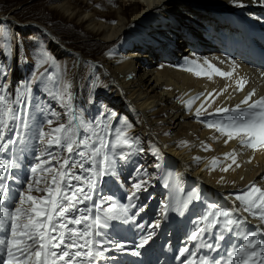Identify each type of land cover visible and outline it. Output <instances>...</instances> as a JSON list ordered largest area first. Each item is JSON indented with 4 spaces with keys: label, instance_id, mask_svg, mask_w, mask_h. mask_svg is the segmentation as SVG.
Listing matches in <instances>:
<instances>
[{
    "label": "bare ground",
    "instance_id": "obj_1",
    "mask_svg": "<svg viewBox=\"0 0 264 264\" xmlns=\"http://www.w3.org/2000/svg\"><path fill=\"white\" fill-rule=\"evenodd\" d=\"M48 2L51 10L83 28L85 38L92 37L94 41L91 42L100 48L96 57L86 56L82 51L70 48L66 41L47 28L33 24L35 22H19L14 10L9 14L0 13V26L3 25L8 37L15 35L18 38L19 32H30L35 25L47 34L48 47L55 56L71 57V71L66 76V84L70 87L65 90L62 103H55L57 108L52 113H56L58 119L52 116V120L57 125L66 124L74 114L84 122L79 129V135L83 136L88 134L85 130L88 124L95 125L99 121L102 126L109 123L108 115L115 113L107 129L97 128L101 136L105 131L110 132L105 137L109 155L114 153L118 163L127 161L130 165L133 154L142 157L128 184L119 177L105 176L100 181L94 202L99 203L100 196H112L118 204H128L126 195L134 191L132 186L144 181L133 198L135 207L130 208L129 214L137 213L141 207L144 211L136 215L135 223L110 222L105 231L124 248L119 250L104 244L107 251L96 264H188L189 261L199 264L203 256L226 264L227 253L239 246L244 235L260 224L258 219L243 212L236 197L253 183L264 189V150L243 147L238 139L228 140L207 125L216 121L227 123L234 113L216 112L215 109H234L253 89L256 93L253 100L264 96V0H241L244 7L236 6L233 0ZM21 58L22 50L11 49L6 58L7 73L0 81L7 85L8 102L17 115L20 107L28 104L24 95L16 103L17 91L22 92L27 83V70ZM205 60L224 72L235 69L233 77L219 76L204 63ZM86 62L91 65H85ZM84 66L85 75L81 78ZM197 72L202 74L197 75ZM206 73H211V77ZM240 77L247 81L243 91L238 90L235 82ZM189 100H193L191 108L187 105ZM241 107L246 108L242 104ZM197 109H201L199 117L196 116ZM130 110L134 113L127 117ZM120 121H127L125 133L133 142L132 148L115 139V129L122 130L118 126ZM14 122L9 121L6 139L14 137ZM28 130L32 140L22 143L17 157L15 145L0 151V160L16 161V166L9 169L8 178L3 180L8 192L14 196H18L33 179L31 166L38 162L35 157L39 150L46 147L39 142L38 135L30 128ZM148 143L155 145L156 154L149 153ZM48 150L57 157L51 161L54 168H58V161L69 157L66 150L56 146ZM233 150L236 164L225 158V154ZM214 159L217 160L215 166L212 165ZM229 164L232 167L222 171ZM73 171L88 175L78 168ZM157 174L158 180L153 178ZM150 187L157 190L158 195L150 192ZM192 192H197L199 199L189 202L181 215L175 209ZM33 195L45 193L34 191ZM5 202L7 206L18 201L5 197ZM78 206L93 208L92 215H95L92 202L85 201ZM108 206L103 205L104 208ZM217 210L230 211L233 218H240L243 221L241 228L228 232L222 224L206 227L201 218ZM220 220L222 222L223 217ZM140 224L143 229L137 227ZM200 228L206 230L197 240H191V234ZM149 233L152 235L147 243L138 247L140 240ZM221 234L223 240L219 239ZM9 235L10 221H5L0 225V239ZM208 243L218 246V251L206 248ZM185 247L189 251L181 256L180 250ZM134 251L140 254L132 255ZM4 253L5 247L0 245V256Z\"/></svg>",
    "mask_w": 264,
    "mask_h": 264
},
{
    "label": "snow or ice",
    "instance_id": "obj_2",
    "mask_svg": "<svg viewBox=\"0 0 264 264\" xmlns=\"http://www.w3.org/2000/svg\"><path fill=\"white\" fill-rule=\"evenodd\" d=\"M233 3L238 7L245 6L241 0H233ZM44 55L43 62L47 63L50 58L47 57V54ZM204 63L219 76L229 79L233 77L235 69L224 72L207 60ZM196 74L201 75L202 73L197 72ZM206 74L211 77V73ZM4 75L6 73L0 69V77ZM235 82L238 90L243 91L247 81L240 77ZM68 87L70 85H64L65 90ZM6 88V84L0 83V151H4L9 145L16 144V140L6 139V132L9 121L20 118L8 102ZM31 91L30 83L24 85L22 92L17 91L16 103H19L21 95L28 96ZM255 94L253 89L241 101V104L246 108H242L241 104H238L234 109L227 107L215 109L216 112H233L234 115L227 123L223 121L209 122L207 126L215 128L228 140L238 139L243 147L255 151L264 150V96L253 100ZM64 98L61 96L62 101ZM70 98L68 95L69 100ZM192 103L193 100L187 102L189 108ZM65 107L68 105L66 104ZM69 111L71 113V109ZM52 115L57 116L58 119L56 113H52ZM115 115V113L108 115L109 123ZM200 115L201 109H197L196 116ZM74 120L77 121L76 124L73 123ZM109 123H104L102 126L99 121L95 122V125L88 124L85 129L88 134L80 136L79 129L84 125V122L71 114L66 124L59 123L55 128L50 127L49 131L41 128L37 139L46 147L39 150V155L35 157L38 162L31 166L30 173L33 179L27 183L25 189L19 191L18 196L9 193L3 183V180L8 178L9 169L16 166V161L15 159L7 162L0 160V225H3L5 221H10V235L6 239H0V245L5 247L4 256H0V264H96V260L107 251L106 248H103L104 244H111L113 247L123 250L124 245L112 240L105 230L110 227V222L113 220L123 224L135 223L136 215L143 212L144 208H139L137 213L131 215L129 210L135 207L133 198L136 196V192L141 189L144 181L132 186L134 191L126 195L128 204H118L112 196H100V202H94L93 198L98 194L97 188L100 181L105 176L114 178L119 176L115 166V154L109 155V145L105 141V137L109 136L110 132L105 131L101 136L97 131L98 127H102V130L107 129ZM52 124L53 120L49 119L47 125L51 126ZM25 126L27 125L25 124ZM115 132V139L118 143H122L128 148L133 147L132 140L127 137L124 131L115 129ZM94 137L95 139H93ZM52 146L64 149L69 153V157L63 158L62 162L58 161V168H54L51 164L52 160L57 159L56 155L48 150ZM206 150L208 149L206 148ZM225 158L231 159L232 164H236L235 150L232 153H226ZM216 164L217 160L214 159L212 165ZM232 164L224 167L222 171H228ZM237 166L239 165L237 164ZM75 168L88 175L77 174L73 171ZM38 172L41 175L37 176ZM41 183H43V187H41ZM165 186H167V181ZM85 187L87 191H85ZM34 191L43 192L45 195H33ZM5 197L18 202L6 206ZM193 199H199L197 192H192L187 200L183 201L175 210L183 215L184 209ZM236 199L241 202L243 212L258 219L260 224L244 235L239 246L233 247L232 251L227 253L229 258L226 264H264V232L261 231L264 229V189L253 183ZM85 201L92 202L96 210L95 215H92L93 208L78 206L84 204ZM104 204L109 206L104 208ZM210 217L211 219H209ZM221 217H223L222 222ZM201 222L206 227H216L218 224H222L225 231L232 232L234 229H240L243 221L240 218H233L230 211L217 210L208 212L201 218ZM81 225L83 227H80ZM137 227L143 229V224ZM205 230L206 228H200L197 232H193L190 239L197 240ZM258 233L260 238H258ZM151 235L149 233L148 236L142 238L138 247H143ZM98 237L102 239H97ZM219 239L223 240L224 236L221 234ZM205 247L210 251H218V246L211 243L205 244ZM188 251L189 249L185 247L180 250L179 254L183 256ZM139 254L138 251L132 252V255ZM188 264H192V262L189 261ZM199 264H218V262L210 259L209 256H203L200 258Z\"/></svg>",
    "mask_w": 264,
    "mask_h": 264
},
{
    "label": "rangeland",
    "instance_id": "obj_3",
    "mask_svg": "<svg viewBox=\"0 0 264 264\" xmlns=\"http://www.w3.org/2000/svg\"><path fill=\"white\" fill-rule=\"evenodd\" d=\"M48 1L50 0H0V13L9 14L14 10L16 19L19 22H35L47 28L59 39L66 41V44L70 48L82 51L85 55L88 54V56L96 57L100 48L98 49V47L94 46L95 43L91 42L94 41L92 40V37L86 39L84 29L73 22H68L58 13L51 10L49 8L51 5H49L50 2ZM7 35L8 34L3 29V25H1L0 69L7 73L8 67L6 58L11 49L15 48L17 51L22 50L21 63L27 70L26 84L30 83L32 88L31 93L28 96H25L28 103L26 104L27 107L26 105L20 107L18 114L20 118L14 122L13 140H16L15 156L17 157L20 154L22 143L32 140L29 138L30 133L28 128L32 130L33 134L38 135L41 128L45 131H49L50 127L55 128L57 126L54 120L51 126L47 125V121L49 119L52 120V112L55 108V103H62L60 97L65 94L64 85L66 84V76L68 72L71 71L72 60L70 59V56H63L62 58L55 56L48 47L49 38L47 34H43L41 29L34 26L31 27L30 32H24L22 34L19 32V34L16 35L18 38H15V35L13 37H8ZM179 52L181 53L182 49L179 50ZM180 53H177V56H179ZM44 54H47V57L50 58L47 63L42 62L45 59ZM148 59L152 60L151 57ZM85 65L90 66L91 63L86 62ZM81 74V78H83L85 75V66L83 67ZM3 77H0V81ZM83 98H85V94L83 95ZM133 113L132 110L128 111L127 117H130ZM134 119L137 121L136 117H134ZM25 124L27 126H25ZM118 126H120L122 131L125 132L127 121H120ZM148 145L149 147L147 150L149 153L156 154L157 148L155 145L153 143H148ZM115 159V166L119 173L118 177L123 180L125 184H128V181L131 179L132 171L142 162L141 155L136 153L133 154L130 159L132 162L131 165L125 160V162L118 163L119 159ZM144 175H147V173ZM153 178L158 180L159 175H154ZM149 191L152 193L155 192L154 194L158 195L157 190L153 187H150Z\"/></svg>",
    "mask_w": 264,
    "mask_h": 264
},
{
    "label": "water",
    "instance_id": "obj_4",
    "mask_svg": "<svg viewBox=\"0 0 264 264\" xmlns=\"http://www.w3.org/2000/svg\"><path fill=\"white\" fill-rule=\"evenodd\" d=\"M33 24H36V23H33ZM33 26H35V25H33ZM36 28H38V26H35ZM40 29V28H39ZM42 30V29H41Z\"/></svg>",
    "mask_w": 264,
    "mask_h": 264
}]
</instances>
